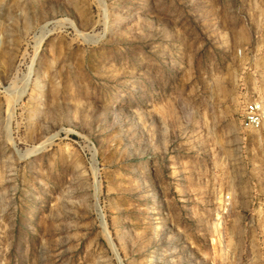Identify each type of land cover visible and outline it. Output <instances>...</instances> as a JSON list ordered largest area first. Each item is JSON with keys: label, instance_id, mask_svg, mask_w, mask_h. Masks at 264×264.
I'll list each match as a JSON object with an SVG mask.
<instances>
[{"label": "rangeland", "instance_id": "1", "mask_svg": "<svg viewBox=\"0 0 264 264\" xmlns=\"http://www.w3.org/2000/svg\"><path fill=\"white\" fill-rule=\"evenodd\" d=\"M252 101L264 0H0V264H264Z\"/></svg>", "mask_w": 264, "mask_h": 264}, {"label": "built area", "instance_id": "2", "mask_svg": "<svg viewBox=\"0 0 264 264\" xmlns=\"http://www.w3.org/2000/svg\"><path fill=\"white\" fill-rule=\"evenodd\" d=\"M241 125L248 130H260L264 127V106L261 102L252 101L244 106Z\"/></svg>", "mask_w": 264, "mask_h": 264}, {"label": "bare ground", "instance_id": "3", "mask_svg": "<svg viewBox=\"0 0 264 264\" xmlns=\"http://www.w3.org/2000/svg\"><path fill=\"white\" fill-rule=\"evenodd\" d=\"M152 210V206H150V211Z\"/></svg>", "mask_w": 264, "mask_h": 264}, {"label": "crops", "instance_id": "4", "mask_svg": "<svg viewBox=\"0 0 264 264\" xmlns=\"http://www.w3.org/2000/svg\"><path fill=\"white\" fill-rule=\"evenodd\" d=\"M264 106V105H263Z\"/></svg>", "mask_w": 264, "mask_h": 264}]
</instances>
